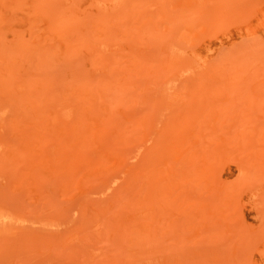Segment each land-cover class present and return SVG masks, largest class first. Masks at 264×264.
Returning a JSON list of instances; mask_svg holds the SVG:
<instances>
[{
  "label": "rangeland",
  "instance_id": "1",
  "mask_svg": "<svg viewBox=\"0 0 264 264\" xmlns=\"http://www.w3.org/2000/svg\"><path fill=\"white\" fill-rule=\"evenodd\" d=\"M0 264H264V0H0Z\"/></svg>",
  "mask_w": 264,
  "mask_h": 264
}]
</instances>
